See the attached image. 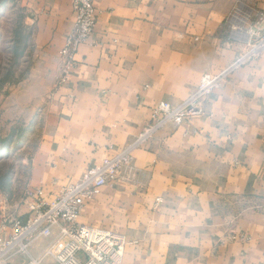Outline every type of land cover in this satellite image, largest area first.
<instances>
[{
    "label": "crops",
    "instance_id": "1",
    "mask_svg": "<svg viewBox=\"0 0 264 264\" xmlns=\"http://www.w3.org/2000/svg\"><path fill=\"white\" fill-rule=\"evenodd\" d=\"M73 1H23L45 107L22 221L28 192L49 200L77 182L132 144L159 103L179 105L245 51L228 39L235 6L264 12V0H91L95 27L60 83ZM132 157L78 218L124 237L119 264H264V54L229 72L201 116Z\"/></svg>",
    "mask_w": 264,
    "mask_h": 264
},
{
    "label": "built area",
    "instance_id": "2",
    "mask_svg": "<svg viewBox=\"0 0 264 264\" xmlns=\"http://www.w3.org/2000/svg\"><path fill=\"white\" fill-rule=\"evenodd\" d=\"M73 30L59 53V82L67 81L80 45L86 43L96 23L91 0H74ZM228 39L245 51L219 74H204L192 93L179 105L159 103L132 144L81 178L59 188L45 200L42 190L28 192L31 200L24 221L11 218L0 222V264H119L127 242L120 234L78 223L84 204L94 193L120 178L131 167L132 152L167 126H180L201 116L211 93L232 70L264 54V12L242 4L228 17ZM7 202V200H5ZM4 202V203H5Z\"/></svg>",
    "mask_w": 264,
    "mask_h": 264
},
{
    "label": "rangeland",
    "instance_id": "3",
    "mask_svg": "<svg viewBox=\"0 0 264 264\" xmlns=\"http://www.w3.org/2000/svg\"><path fill=\"white\" fill-rule=\"evenodd\" d=\"M23 1L0 0V222L26 214L22 203L45 107L32 18Z\"/></svg>",
    "mask_w": 264,
    "mask_h": 264
}]
</instances>
